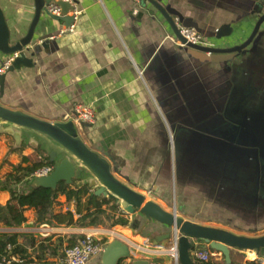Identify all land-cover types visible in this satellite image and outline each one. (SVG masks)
Returning a JSON list of instances; mask_svg holds the SVG:
<instances>
[{"label":"crops","instance_id":"obj_1","mask_svg":"<svg viewBox=\"0 0 264 264\" xmlns=\"http://www.w3.org/2000/svg\"><path fill=\"white\" fill-rule=\"evenodd\" d=\"M68 1L75 3L74 12L68 13L74 22L65 28L41 17L32 47L43 40L55 43L33 58L34 69L6 76L0 104L51 123L73 120L82 142L110 163L115 178L166 211L181 217L228 216L191 222L245 237L264 235V130L246 128L264 116V26L255 47L232 62L200 63L179 47L161 15L140 0ZM256 3L259 0H162V5L198 23L208 44L215 41L207 36L222 26L233 32L243 29L248 36ZM0 8L11 43L24 37L33 0H0ZM3 59L0 55V66ZM77 104L94 111V123L78 125L73 117ZM8 128L0 124L1 175L23 156L48 160L47 150L26 140L16 147ZM9 199V192L0 191V205ZM117 209L125 226H34L28 212L27 222L14 233L20 243L29 237L41 242L98 233L107 242L121 238L131 243L139 248L133 256L140 259H148L139 255L140 249H161L153 245L165 227L143 218L135 225V216ZM263 253L231 251L230 264L256 261ZM214 259L224 262L222 256ZM46 261L63 264L54 258ZM88 264H98V257Z\"/></svg>","mask_w":264,"mask_h":264},{"label":"water","instance_id":"obj_2","mask_svg":"<svg viewBox=\"0 0 264 264\" xmlns=\"http://www.w3.org/2000/svg\"><path fill=\"white\" fill-rule=\"evenodd\" d=\"M143 4L150 5L165 20L179 47L185 54L200 63L213 64L229 63L245 54L249 46L255 47L264 26V0H259L254 6L252 15L255 22L245 37L243 29L235 32L222 26L215 33L207 37L214 39V43L208 45H192L180 35L179 27L193 29L202 38H205L203 29L198 23H193L162 5V0H140ZM73 5L68 0H33V17L26 35L11 43V33L7 26L4 13L0 8V55L3 61L12 59L8 68L0 74V99L4 95L5 79L10 73L21 69H34L33 58L40 50L47 51L48 46L55 42L43 40L39 45H33L34 32L41 19L45 16L51 21L64 23L69 28L74 22V17H68L73 13ZM59 9V15H53L48 11L49 7ZM175 17L177 21H175ZM223 39H227L222 41ZM222 41V42H220ZM2 61V62H3ZM2 64V63H1ZM74 120L80 127L87 125L78 120L76 114ZM0 124L7 125L8 133L19 147L26 140L33 147L39 146L47 150L48 160L53 165V170L46 176L34 177L30 183L31 188H44L55 191L58 184L67 186L74 182L85 184L92 191V196L102 197L119 207L125 215L135 216V225L141 218L152 221L165 227L166 233L155 239L153 247L167 248L176 240L177 262L176 264H193L191 252L195 244L207 246L211 251L222 256L225 264H230L231 251L255 252L259 255L264 252V235L257 237H245L225 230L207 227L178 217L175 211H166L153 201L130 189L127 185L114 177L116 170L110 163L98 153L90 150L80 139L73 120L51 123L22 111L11 110L0 104ZM264 130V116L253 126L249 122L246 128L251 127ZM264 133V132H263ZM264 140V134L261 135ZM16 229H0V233H14ZM163 243L158 246L157 243ZM136 248L131 243L113 238L108 241L104 251L98 256V264H151L148 259L135 258L132 251ZM144 253L150 251L140 249Z\"/></svg>","mask_w":264,"mask_h":264},{"label":"trees","instance_id":"obj_3","mask_svg":"<svg viewBox=\"0 0 264 264\" xmlns=\"http://www.w3.org/2000/svg\"><path fill=\"white\" fill-rule=\"evenodd\" d=\"M53 165L42 155L32 160L21 157L20 162L11 167L10 171L0 174V191L9 192L10 199L5 205H0V228L19 229L28 218L27 213L33 216V225L52 223L59 227L104 228L111 229L115 226H125L127 221L118 214L117 207L101 197L92 196L86 185L76 184L67 186L58 184L55 191L44 188L21 189L22 185L30 184L33 175ZM64 197V202L60 198ZM72 205L73 210L68 207ZM67 210H64V209ZM77 217V218H75ZM17 233H0V260L7 255L6 248H12V255L19 264H47V258L58 261L63 259V244L73 246L83 239L81 235L47 237L41 242L34 238L18 241ZM153 264H163V260L155 259ZM121 264V263H120ZM193 264H225L217 262L214 258L207 262L193 259ZM246 264H261L258 260Z\"/></svg>","mask_w":264,"mask_h":264},{"label":"built area","instance_id":"obj_4","mask_svg":"<svg viewBox=\"0 0 264 264\" xmlns=\"http://www.w3.org/2000/svg\"><path fill=\"white\" fill-rule=\"evenodd\" d=\"M48 11L53 15L59 14V9L56 7H49ZM180 35L186 40L187 43L192 45H208V42L202 38L198 33H196L193 29H187L179 27ZM178 45H180L177 42ZM12 59L5 60L2 62L0 66V74H2L10 65ZM74 114L77 115L78 120L86 123L92 124L95 122V113L91 110V108L83 106V105H75L73 107ZM52 168H44L38 172H36L34 177H42L48 175ZM42 227H47L45 224ZM111 235V234H110ZM108 237V236H105ZM112 237V236H111ZM107 244L106 239L104 240L99 236L98 233H84L83 239L77 241V243L73 246H67L63 251V264H88L91 260L98 257L103 251L104 247ZM198 244H195L191 252V256L193 259L207 262L209 259L219 256L217 253L211 251L208 247L207 249H197ZM7 255L0 260V264H18L19 260L12 255V248L7 246L6 248ZM151 254L145 253L147 255H165L171 258L173 264L177 262V245L176 240L170 243V251L164 252L161 249L158 251H150ZM261 264H264V258L258 260Z\"/></svg>","mask_w":264,"mask_h":264},{"label":"rangeland","instance_id":"obj_5","mask_svg":"<svg viewBox=\"0 0 264 264\" xmlns=\"http://www.w3.org/2000/svg\"><path fill=\"white\" fill-rule=\"evenodd\" d=\"M177 202V201H176ZM186 202V201H185ZM190 203H191V201H189L188 200V202H186V211H190L191 209H190ZM178 216V215H177ZM178 217H181V216H178ZM181 218H183V219H185V220H188V221H191V220H204L205 222H208V220L209 219H211V218H215L216 220L218 219L219 221L220 220H223V219H227L228 218V216H223V215H215V216H213V215H211V216H208V215H205V216H203V217H201V216H195V215H190V214H188V215H184V217H181ZM203 218V219H202ZM217 220V221H218ZM216 225V224H215ZM197 249H202V247L200 246V245H197V247H196ZM204 249H207V248H204ZM164 252H167V251H170V245L167 247V248H164V249H162ZM151 251H158V250H156V249H152ZM139 255H141V256H143V257H147L148 259H151V260H155V259H161V260H163V261H165V260H167L168 259V261H170L171 260V258L169 257V256H165V255H159V256H155V255H146V254H144V253H139ZM261 257V259L262 258H264V253L260 256ZM172 262V261H171Z\"/></svg>","mask_w":264,"mask_h":264}]
</instances>
